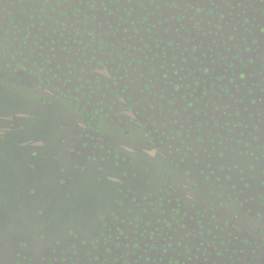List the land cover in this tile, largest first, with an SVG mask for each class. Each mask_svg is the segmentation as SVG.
I'll use <instances>...</instances> for the list:
<instances>
[{"label": "rangeland", "instance_id": "1", "mask_svg": "<svg viewBox=\"0 0 264 264\" xmlns=\"http://www.w3.org/2000/svg\"><path fill=\"white\" fill-rule=\"evenodd\" d=\"M0 264H264V0H0Z\"/></svg>", "mask_w": 264, "mask_h": 264}]
</instances>
